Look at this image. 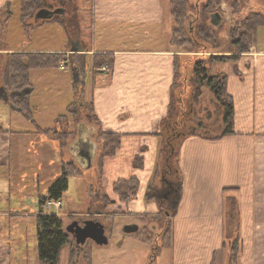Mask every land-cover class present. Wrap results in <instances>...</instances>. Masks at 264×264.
I'll list each match as a JSON object with an SVG mask.
<instances>
[{"label": "crops", "instance_id": "0c3cea01", "mask_svg": "<svg viewBox=\"0 0 264 264\" xmlns=\"http://www.w3.org/2000/svg\"><path fill=\"white\" fill-rule=\"evenodd\" d=\"M168 1L91 0L88 27L91 38L85 50L74 48L77 41L72 43L69 52L62 49L20 53L72 56L75 64L70 67L74 84L69 87L72 100L78 94L75 81L80 79L74 70H80L79 58L93 61L95 56L113 57L111 72L104 73V66L98 69L93 65L84 86L86 94L90 92L94 118L87 119L92 124L95 120L103 132L120 137L119 148L113 156L104 158L101 192L112 205H122L119 207L124 208V217L132 224L161 215L165 205L173 206L171 216L165 213L172 226L171 245L161 251L159 261L264 264V27L258 29L256 46L249 52L217 63L216 75L227 78L226 93L233 101V134L223 136L222 133L213 139L185 134L179 137L176 151L179 156L174 165L180 183L179 195L177 203L169 204L160 197L163 185L160 188L156 179L172 169L173 157L170 159L164 152L165 143L170 140L168 121L173 111L174 83L183 67L180 62L188 65L190 52L179 53L174 48ZM59 70L68 72L67 68ZM44 80L42 75H37L35 84L29 87L31 91L5 88L7 94L0 92V129L3 131L0 132V169L11 167L13 147L16 145L19 149L21 142L33 135L32 131L14 130V123L24 124L20 120L25 117L40 133L48 135L56 131V123L63 119L69 120L66 127L71 125L69 116L76 115L71 112L75 105L71 98L61 108L41 110L35 106V113L29 110L27 115L15 107L11 101L15 96L29 100L32 96H41V88L36 83ZM60 80L68 82L65 77L58 78L50 94H60ZM50 101L53 106L56 104ZM176 138L170 143L175 145ZM78 141H88V138L79 136ZM64 165L66 162L61 156L60 172ZM131 179L139 182L138 194L130 202L121 203L114 193V185ZM231 237L238 241L236 257H232L233 248L227 243Z\"/></svg>", "mask_w": 264, "mask_h": 264}, {"label": "rangeland", "instance_id": "374dc122", "mask_svg": "<svg viewBox=\"0 0 264 264\" xmlns=\"http://www.w3.org/2000/svg\"><path fill=\"white\" fill-rule=\"evenodd\" d=\"M60 1L39 0L38 5L35 4L33 9L31 0H0V85L5 82L9 61L15 60L11 58L13 54L27 50L65 49L69 52L72 43L77 41L78 45L74 48L85 50L88 47L86 42L91 35L88 29L91 0H65L67 2L64 9L65 16H56L50 21L35 20V15L40 10L43 8L55 10L60 7ZM208 3L210 4V0H185V4L182 5L186 15L187 39L185 42L178 40L174 48L179 53L190 52V54L187 56L188 65L180 62L183 67L176 81L171 118L184 117L185 125L180 131L182 135H199L213 139L224 132L226 113L211 88L205 84L198 85L194 70L198 62L202 61L209 75L217 76V63L221 62V59L229 60L233 58L232 55L242 53L238 42L243 45L245 41L249 49L255 47L256 41L253 42L255 37H251L247 27L254 13H264V2L263 0H215L207 7ZM23 6L30 16L25 20L24 25L21 22ZM167 7L171 8L170 0L167 2ZM215 13L222 17L218 28L210 23V15ZM202 28L205 29V35L200 31ZM70 61L69 56L67 62H61L55 68L30 71V87L35 84L37 75H42L46 79L36 83L41 88V96L31 97V114L35 113L36 107L41 110L50 107L61 108L71 98V102L75 101L71 112L76 115L69 116L72 123L67 127L66 123H69V120L57 121L56 131L48 135L40 133L25 117L20 120L25 121L24 124L19 122L17 125L13 124L14 130L32 131L33 135L24 139L19 149L15 148L16 145L13 147L11 167L0 169V211L2 212L0 264H43L39 258L37 238V216L40 212L60 217L66 233H68L66 228L70 224L79 222L80 219H90L89 216H93L90 220H99L109 229L107 232L110 238L109 245L100 248L89 244L86 255L79 254L70 236V243L62 249L57 264H168L167 261L162 263L159 260L161 251L171 245L172 226L165 213L171 216L173 206L165 205L161 215L155 218H145L135 222L134 224L139 225L140 232L134 236H125L122 232L123 228L132 223H128L129 220L124 217V208H120L122 205L118 203L108 204L110 200L102 196L101 189L103 190L104 182L102 165L104 158L111 156L118 147L117 139L109 138L110 133L103 132L95 120L92 124L90 119H87L88 116L94 119L89 91L88 95L86 89L83 94L76 93L72 100L69 87L74 84ZM63 67L67 68L68 72L62 73L59 70ZM92 67L93 61L87 59V76ZM80 70L78 72L74 70L78 79H81L86 71L84 69L83 72L82 68ZM62 77L68 79V82L59 81L60 94H50L54 88V81ZM81 83H78V88L76 87L78 90ZM28 90L31 91V88ZM50 100H54L56 104L53 106ZM65 114L66 112L63 111L62 115ZM79 136L88 138V141L94 144L91 168H88L86 162L82 163L79 160L77 153V146L81 142L78 141ZM179 137L175 139L176 151L177 143L181 140ZM61 156L66 166L72 169V174L76 176L69 177V189L61 200L62 206L59 209L53 206L45 207L49 202V189L62 174ZM178 156L179 151L171 161L173 172L170 177L177 186L180 183L175 175L174 165L177 164ZM162 179V177L156 179L160 188L163 185ZM41 203L44 206H41ZM231 238L227 239L230 248L235 243L233 237ZM140 239L143 241L141 242ZM126 244L129 246L124 253ZM165 253L163 252L164 257Z\"/></svg>", "mask_w": 264, "mask_h": 264}, {"label": "trees", "instance_id": "16d2710c", "mask_svg": "<svg viewBox=\"0 0 264 264\" xmlns=\"http://www.w3.org/2000/svg\"><path fill=\"white\" fill-rule=\"evenodd\" d=\"M214 1L215 0H210V4H212ZM32 4L33 7L36 6L34 3ZM170 4H171L170 16L172 17L173 20L172 41L173 44L175 45V43H177L178 40H182L185 42V40L187 39V31H186L187 29L185 27L186 15L184 14L185 11L182 9V5L185 4V0H170ZM210 4L208 3L207 7H209ZM33 9H35V7ZM212 15H210V21ZM21 16H22L21 22L24 25L25 20L30 18L27 11H25V6H23L22 8ZM251 18L252 19H250L249 21L250 24L247 28L251 34V37H255V39H253V42L255 43L258 29L264 27V13L262 12L254 13L251 16ZM200 31L202 32L203 35H205L204 28L200 29ZM237 44L238 46H240L239 47L240 52L242 53L249 52L250 49L248 48V45L246 44L245 41L243 45H240L239 42ZM69 56L70 55H66V54H44V53L13 54L11 58L15 60L9 61L7 72L4 79L5 82L2 85L5 86L8 90H12V91L20 92L26 90L30 87V71L34 69L42 70L47 68H55L56 66H59L61 62H67ZM71 57L72 56H70L71 59L70 67L75 66L74 60L72 61ZM79 59L80 60L78 62H81L79 64L80 68H82L83 72L84 69L86 70L85 73L81 76L82 80L80 79L79 83L81 82L82 83L79 86V90L77 89L78 93L83 94L85 90L84 89L85 78L87 77V61L86 59H84V57H80ZM23 60L26 61L23 63L22 62ZM93 61H94L93 65L95 68L101 69L103 66L107 65L109 66L110 70L113 69V64H114L113 57L95 56L93 58ZM220 61L224 62L226 61V59H221ZM194 75L197 78L196 81L198 85L202 86L205 84L209 88H211L212 92L215 94V97L219 98V102H221L225 110L226 113L224 120L225 130L223 132V136L233 134L234 107H233L232 98L229 97L228 94L226 93L227 78L225 76H210L208 69L203 66L202 61L198 62L194 70ZM176 81L177 80H175L174 83V89L176 88V84H177ZM77 85L79 84L77 83L75 87H77ZM11 101L16 108L23 110L22 112H24L25 115L28 114V111L30 110V100L28 97L22 98L15 96L11 98ZM168 123L169 124L171 123L170 133H169L170 140L168 139L167 143H165L164 152L169 156V158H172L176 153V149L174 142L173 143L170 142L173 137L176 136L178 137L180 131L185 125L184 124L185 119L184 117L178 119L170 118ZM0 132L3 131L0 129ZM108 137L112 139H117L116 141V144L118 146L116 147L117 150L120 145L119 144L120 137L114 134H109ZM114 153L115 151L113 152V154ZM73 175L76 176L75 174H72V169H69L68 166H65L62 171L61 177L49 189L50 200L61 202L62 198L64 197V194L69 189V177ZM139 187H140L139 182L135 179H131L129 181H121L114 185V193L118 196L121 203H128L134 198H136L139 191ZM104 198L107 199L106 197ZM108 204L112 205L113 203L109 201ZM41 206H44V204L41 203ZM63 228L64 226L62 219L56 216L55 214L45 215L43 214V212H40V214L37 216V230H38L37 238H38V248H39L38 251H39L40 261L43 264H57L62 249L69 244L70 238ZM232 247H233L232 257H236L238 253L237 250L238 241H235Z\"/></svg>", "mask_w": 264, "mask_h": 264}, {"label": "water", "instance_id": "95a60500", "mask_svg": "<svg viewBox=\"0 0 264 264\" xmlns=\"http://www.w3.org/2000/svg\"><path fill=\"white\" fill-rule=\"evenodd\" d=\"M66 11L64 9H57L55 11H49L46 9L40 10L35 15L36 21H50L54 19L56 16H65ZM221 15L215 13L211 16V25L215 28H218L221 25ZM74 52V51H73ZM75 83H79L75 81ZM1 93L7 94L5 88L0 89ZM6 101H9L8 97H5ZM78 160V159H77ZM86 164H88V168L92 167L93 157L91 153H89L84 160ZM73 224L67 227V232L71 233V235L75 236L77 242L79 244H84L86 241H92L97 247L105 248L109 245L110 238L107 235L106 227L99 220H88L84 222L83 226ZM140 231V227L137 224H129L126 225L122 232L125 235H136Z\"/></svg>", "mask_w": 264, "mask_h": 264}, {"label": "flooded vegetation", "instance_id": "af4514ba", "mask_svg": "<svg viewBox=\"0 0 264 264\" xmlns=\"http://www.w3.org/2000/svg\"><path fill=\"white\" fill-rule=\"evenodd\" d=\"M34 4H37L38 5V1L39 0H31ZM66 1L65 0H61L60 1V7L56 8L55 10L57 9H65V6H66ZM44 9V8H43ZM49 11H55V10H50V9H47ZM3 86V85H2ZM3 88H6L5 86H3ZM8 91V89H7ZM17 92V91H15ZM14 96V95H13ZM18 97H20V95H18ZM25 98V97H24ZM182 134L179 133L178 137L181 136ZM93 143H90L88 141H81L78 146H77V153L79 155V160L82 161V163L84 162V160L86 159L87 155L89 153H91L94 149L93 147ZM78 158V156H77ZM172 172L173 170L172 169H169L167 170L164 175L162 176L163 177V189L162 191L160 192L161 194V198L162 200H165V201H168L169 204H172L173 202L177 203L176 199L179 195V186H177L176 184H174L173 181L170 180V177L172 176ZM157 193V192H156ZM93 216H89V218L91 219ZM90 219H80L79 222L78 221H75L73 222L72 224H70L69 226L73 225V224H77V225H80V226H83L84 222L90 220ZM96 220V219H94ZM76 225V226H77ZM68 226V227H69ZM107 228V232L109 231L108 227ZM67 229V228H66ZM140 232V231H139ZM67 235L69 236H72V242L74 243V246H75V249H77L79 251V254H83V255H86L87 251H88V246L89 244H93L95 245L92 241H86L84 244H79L75 238V236L71 235V233H67ZM125 235V234H124ZM70 243V241H69ZM96 246V245H95Z\"/></svg>", "mask_w": 264, "mask_h": 264}, {"label": "built area", "instance_id": "2783aa9c", "mask_svg": "<svg viewBox=\"0 0 264 264\" xmlns=\"http://www.w3.org/2000/svg\"><path fill=\"white\" fill-rule=\"evenodd\" d=\"M62 70H65V68L63 67ZM102 71L104 73H109L111 70L109 68V66L105 65L102 69ZM55 207V208H58L62 206V204L60 202H56V201H53V200H50L49 199V202H47V204L45 205V207Z\"/></svg>", "mask_w": 264, "mask_h": 264}]
</instances>
